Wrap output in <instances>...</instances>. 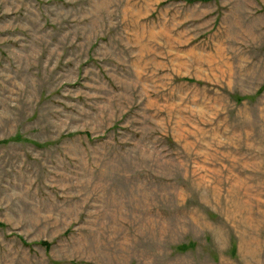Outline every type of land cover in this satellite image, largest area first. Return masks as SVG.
<instances>
[{
    "label": "rangeland",
    "instance_id": "374dc122",
    "mask_svg": "<svg viewBox=\"0 0 264 264\" xmlns=\"http://www.w3.org/2000/svg\"><path fill=\"white\" fill-rule=\"evenodd\" d=\"M0 264H264V0H0Z\"/></svg>",
    "mask_w": 264,
    "mask_h": 264
},
{
    "label": "trees",
    "instance_id": "16d2710c",
    "mask_svg": "<svg viewBox=\"0 0 264 264\" xmlns=\"http://www.w3.org/2000/svg\"><path fill=\"white\" fill-rule=\"evenodd\" d=\"M189 2H192V1H205V0H188ZM43 244H46L45 242H43ZM180 250H186V248L184 246H181L179 247Z\"/></svg>",
    "mask_w": 264,
    "mask_h": 264
}]
</instances>
